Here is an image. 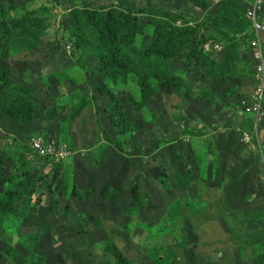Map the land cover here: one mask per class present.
Returning a JSON list of instances; mask_svg holds the SVG:
<instances>
[{"label":"rangeland","instance_id":"obj_1","mask_svg":"<svg viewBox=\"0 0 264 264\" xmlns=\"http://www.w3.org/2000/svg\"><path fill=\"white\" fill-rule=\"evenodd\" d=\"M150 1L194 23L203 15L194 1ZM112 4L0 0L10 33L0 30V264H250L252 249L238 250L236 224L222 214L244 215L229 202L264 211V140L243 139L253 116L240 110L233 121L232 111L203 101L207 90L231 86L185 59L172 67L189 95L162 88L145 99L134 76L104 78L101 17L92 14ZM139 26L138 44L151 46L155 25L140 17ZM243 88L242 104L251 99L247 80ZM13 90L30 98L29 120L15 118ZM23 134L57 135L73 155L63 163L33 156ZM229 147L237 152L228 155ZM223 170L232 177L212 176ZM85 222L98 227L83 234Z\"/></svg>","mask_w":264,"mask_h":264},{"label":"trees","instance_id":"obj_2","mask_svg":"<svg viewBox=\"0 0 264 264\" xmlns=\"http://www.w3.org/2000/svg\"><path fill=\"white\" fill-rule=\"evenodd\" d=\"M113 1L114 4L109 6L100 5L92 14L93 22L96 21V17H101V20L97 23V30L102 34L101 45L105 49V51H101L102 57L100 59L103 67L100 73L104 78L111 77L115 79V76L119 75L123 81H127L129 76H134L132 82L138 86L142 97L145 99L162 88L169 89L178 95H189V92L185 89L188 85L187 78L181 76L177 68L172 67L174 62L185 59L186 65L202 73L205 78L213 83H229L231 86L229 91H226V88L223 89L224 91L219 92L207 90L208 97L203 101L209 104H218L224 108L225 112L232 111L233 114L228 118L233 121L238 111L243 110L244 112L241 101L246 89L243 88V80H247L248 85L251 87L249 98L254 93L257 84L254 78L255 62L250 49V41L254 35L251 22L246 17V11L253 0H184V2L194 1L196 10L203 13L201 19H196V23L193 22L194 16L189 17V14H183L180 17H175L173 13L154 2L152 3L150 0L148 2L147 0ZM166 1L158 0V4H163ZM90 6L89 4L83 7ZM261 16L264 19V11ZM140 17H147L150 25H155L151 46L150 44L149 46L138 44V38L144 35L143 28L139 26ZM0 30L1 32L2 30L5 31L7 38L10 37L5 19L0 21ZM208 42L221 44L222 51L206 52L204 45ZM214 53H218L222 57L214 59ZM5 76L6 73L2 75V78ZM4 87L1 86L0 89ZM13 92L17 94L12 103L16 111L15 118L18 117L19 121L29 120L31 115L30 98L21 97L16 90H13ZM9 96L8 94L7 97ZM223 103H225L224 106H222ZM249 115L254 118L253 126L244 133L248 132L252 139L253 137L256 138L253 132L255 116L253 114ZM262 121L258 123L257 129L258 132L264 133ZM224 127H231L229 119ZM233 129L236 130L237 128ZM241 132L243 133V131ZM42 135L45 139V135ZM52 135L49 140H51ZM203 135L205 134L203 133ZM36 136L38 135L32 137ZM262 136L263 134L259 135L261 140ZM22 137H25L21 142L22 147L28 153L39 158L38 153L30 148L29 141L31 137H26L25 134ZM52 139L57 143L63 142L57 135ZM228 149H230L227 151L228 155L237 152L234 147ZM72 155L73 153L69 158ZM63 162L65 161L56 163ZM257 162L259 164L263 162L262 156L257 157ZM228 163L234 164L235 160L232 159ZM201 167L202 169L208 168L203 161ZM262 171L264 170L261 169ZM179 174L182 176L181 172ZM215 175L219 179L232 177L228 170L212 174V176ZM186 179L187 181L194 179V176L191 175L190 178L186 176ZM228 180L230 182L226 187L230 189L233 179ZM228 206L231 209L244 212L241 218L234 217L233 213L222 214L232 230L233 225L236 224V229L232 233L239 234L236 244L238 250L243 253L252 249V255L246 258L250 261V264H264V211L258 208L247 210V208L243 209L239 205L235 207V203L231 202ZM14 211L13 206L8 209V214ZM229 215H231L230 219L228 218ZM83 225V234H86V231L90 228L98 227L95 226L96 224H91V222H85ZM107 250L112 257L116 256L114 248H107ZM13 257H15L14 254L9 253L3 255L1 259L2 262H6Z\"/></svg>","mask_w":264,"mask_h":264},{"label":"built area","instance_id":"obj_3","mask_svg":"<svg viewBox=\"0 0 264 264\" xmlns=\"http://www.w3.org/2000/svg\"><path fill=\"white\" fill-rule=\"evenodd\" d=\"M264 11V0H253L250 7L246 11V17L251 22L253 38L250 41V49L252 51L253 60L255 62L254 78L256 87L254 93L247 102H243L245 113L255 116L254 133L256 138L259 135L264 140V133L258 132V123L264 117V19L261 14ZM206 52H221L222 45L215 42H208L204 45ZM262 133V134H259ZM249 133H244V140L248 142ZM251 139V138H250ZM30 148L38 153L40 157L54 160L56 162L66 160L71 150L64 143H57L54 140L45 141L42 136L31 137L29 141Z\"/></svg>","mask_w":264,"mask_h":264}]
</instances>
